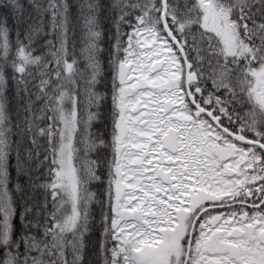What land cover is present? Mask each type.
Returning a JSON list of instances; mask_svg holds the SVG:
<instances>
[{
	"label": "snow or ice",
	"instance_id": "1",
	"mask_svg": "<svg viewBox=\"0 0 264 264\" xmlns=\"http://www.w3.org/2000/svg\"><path fill=\"white\" fill-rule=\"evenodd\" d=\"M0 264H264V0H0Z\"/></svg>",
	"mask_w": 264,
	"mask_h": 264
}]
</instances>
